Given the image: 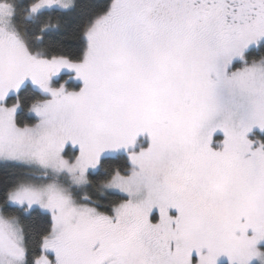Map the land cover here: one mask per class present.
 <instances>
[{
    "label": "snow or ice",
    "instance_id": "6c2138e0",
    "mask_svg": "<svg viewBox=\"0 0 264 264\" xmlns=\"http://www.w3.org/2000/svg\"><path fill=\"white\" fill-rule=\"evenodd\" d=\"M90 3L40 52L0 0V264H264V0Z\"/></svg>",
    "mask_w": 264,
    "mask_h": 264
},
{
    "label": "trees",
    "instance_id": "16d2710c",
    "mask_svg": "<svg viewBox=\"0 0 264 264\" xmlns=\"http://www.w3.org/2000/svg\"><path fill=\"white\" fill-rule=\"evenodd\" d=\"M27 3L28 0H22L18 4L14 20L20 33L34 50L40 52L71 51L74 42L83 44L81 29L84 20L90 16L92 11L90 0H78L77 8L72 11L43 10L34 15H29ZM43 24H48L49 28L43 34L42 39H37ZM53 25L55 26L53 27ZM261 54H264V49L253 50L249 53V56L259 57ZM80 83V81L72 80L70 86L78 87ZM39 95V91L34 90L31 96L25 98V103L27 104L28 100ZM90 179L91 183L87 187L90 197L99 201H106L111 198V191H105L102 188V181L106 179V174L103 171H94ZM80 191L82 192V190ZM222 264L227 263L222 262Z\"/></svg>",
    "mask_w": 264,
    "mask_h": 264
},
{
    "label": "rangeland",
    "instance_id": "374dc122",
    "mask_svg": "<svg viewBox=\"0 0 264 264\" xmlns=\"http://www.w3.org/2000/svg\"><path fill=\"white\" fill-rule=\"evenodd\" d=\"M12 2H13V4H14V6H15V13H16V10H18L17 9V6H18V4H20L21 2H22V0H12ZM29 15H34V14H32V13H30V11H29ZM13 26L19 31V29L17 28V26H16V24H15V20L13 21ZM20 32V31H19ZM79 85L80 84H78V87H79ZM87 187H89L88 185H85L81 190H82V194L83 193H86L88 196H89V192L87 191ZM102 188L105 190V191H110L109 189H107L105 186H104V184L102 185ZM222 262H226L227 263V261L226 260H223Z\"/></svg>",
    "mask_w": 264,
    "mask_h": 264
}]
</instances>
